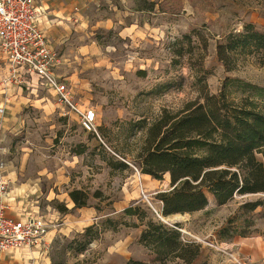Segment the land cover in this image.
<instances>
[{
	"label": "rangeland",
	"instance_id": "obj_1",
	"mask_svg": "<svg viewBox=\"0 0 264 264\" xmlns=\"http://www.w3.org/2000/svg\"><path fill=\"white\" fill-rule=\"evenodd\" d=\"M82 15L68 25L69 46L50 47L70 100L95 111L96 133L82 131L52 92L33 89L35 82L22 87L20 110L4 116V215L44 218L49 238L37 247H45L52 264H186L172 256L152 261L139 242L148 220L179 225L182 238L199 246L190 264H264V256L249 255L257 252L253 242L264 249V204L241 208L264 194L236 195L224 205L207 195L200 211L163 216L157 196L171 189L169 175L155 180L137 165L162 116L216 94L225 78L264 86L255 57L235 55L226 71L216 56L228 33L245 24L264 29V0H97ZM73 191L87 195L85 207H75ZM129 206L145 212L142 221L122 213ZM91 225L98 234L76 253ZM16 250L0 253V263Z\"/></svg>",
	"mask_w": 264,
	"mask_h": 264
},
{
	"label": "trees",
	"instance_id": "obj_2",
	"mask_svg": "<svg viewBox=\"0 0 264 264\" xmlns=\"http://www.w3.org/2000/svg\"><path fill=\"white\" fill-rule=\"evenodd\" d=\"M235 55L255 57L264 67V29L245 24L217 43L216 56L226 71L232 69ZM149 131L151 137L137 165L155 180L169 175L171 189L157 196L163 216L200 211L208 204L207 195L224 205L236 195L264 194V86L225 78L216 94L199 96L173 116H162ZM69 197L75 207L86 206L87 195L73 191ZM263 204L264 200H256L241 208L252 212ZM139 210L129 206L122 213L142 221L145 212ZM178 228L148 220L139 242L154 254L152 261L172 256L190 264L196 258L199 246L184 240ZM93 231L94 225L84 229L76 253L85 251L98 234Z\"/></svg>",
	"mask_w": 264,
	"mask_h": 264
},
{
	"label": "built area",
	"instance_id": "obj_3",
	"mask_svg": "<svg viewBox=\"0 0 264 264\" xmlns=\"http://www.w3.org/2000/svg\"><path fill=\"white\" fill-rule=\"evenodd\" d=\"M44 9L36 0H0V55L9 66V74L0 81L4 91L8 86L46 89L52 92L60 106L77 116L79 127L96 133V113L93 109L80 110L69 98V91L55 74L60 60L49 46L40 18ZM2 113V109H0ZM0 162V252L39 246L47 233L41 216L27 215L14 219L4 215L3 200L7 183L1 177ZM144 198L146 194L142 193Z\"/></svg>",
	"mask_w": 264,
	"mask_h": 264
},
{
	"label": "crops",
	"instance_id": "obj_4",
	"mask_svg": "<svg viewBox=\"0 0 264 264\" xmlns=\"http://www.w3.org/2000/svg\"><path fill=\"white\" fill-rule=\"evenodd\" d=\"M37 4L44 9V15L40 18V25L42 26L49 46H69L67 43V35H69L71 21L74 24L78 22L83 16L85 8L97 0H36ZM81 22V21H79ZM79 24V23H78ZM73 26V25H72ZM70 26V27H72ZM9 74V66L0 55V81ZM21 87L8 86L6 90L0 87V162L3 153V132L5 126V115L17 113L20 110V104L24 100ZM77 223V222H76ZM73 228V227H72ZM71 230V228H70ZM72 230H78L73 228ZM49 235L45 236L43 240L45 243ZM257 247V252H249L252 260H261L264 256V249L256 242L252 243V247ZM44 247V246H42ZM42 247H31L17 249L11 254L2 256L0 264H52L51 257L48 251ZM2 253V252H0Z\"/></svg>",
	"mask_w": 264,
	"mask_h": 264
}]
</instances>
